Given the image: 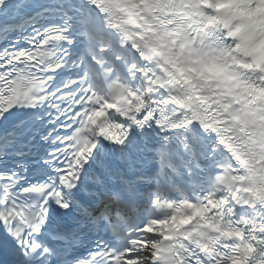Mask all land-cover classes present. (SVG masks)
I'll return each mask as SVG.
<instances>
[{
	"label": "snow or ice",
	"instance_id": "obj_1",
	"mask_svg": "<svg viewBox=\"0 0 264 264\" xmlns=\"http://www.w3.org/2000/svg\"><path fill=\"white\" fill-rule=\"evenodd\" d=\"M152 128L201 194L152 190ZM0 229L11 264H264V0H0Z\"/></svg>",
	"mask_w": 264,
	"mask_h": 264
}]
</instances>
